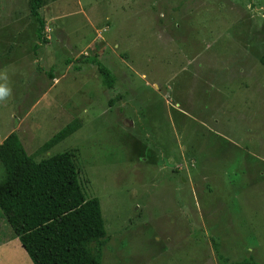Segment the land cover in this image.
<instances>
[{
  "label": "rangeland",
  "instance_id": "374dc122",
  "mask_svg": "<svg viewBox=\"0 0 264 264\" xmlns=\"http://www.w3.org/2000/svg\"><path fill=\"white\" fill-rule=\"evenodd\" d=\"M39 12L35 55L29 0H0V143L16 132L36 162L72 154L100 204L101 264H264V0H42ZM0 264H33L1 212Z\"/></svg>",
  "mask_w": 264,
  "mask_h": 264
},
{
  "label": "trees",
  "instance_id": "16d2710c",
  "mask_svg": "<svg viewBox=\"0 0 264 264\" xmlns=\"http://www.w3.org/2000/svg\"><path fill=\"white\" fill-rule=\"evenodd\" d=\"M41 5L42 0H29V14L37 23L35 55L48 42ZM258 60L264 67V52ZM89 61L104 85L113 88L112 72L96 57ZM73 132L65 126L43 147L48 149ZM0 165L5 174L0 181V212L33 264H101L106 231L100 204L96 197L86 198L70 152L36 162L18 134L11 132L0 143Z\"/></svg>",
  "mask_w": 264,
  "mask_h": 264
},
{
  "label": "clouds",
  "instance_id": "9594fccd",
  "mask_svg": "<svg viewBox=\"0 0 264 264\" xmlns=\"http://www.w3.org/2000/svg\"><path fill=\"white\" fill-rule=\"evenodd\" d=\"M7 95H8L7 89L0 88V99H3Z\"/></svg>",
  "mask_w": 264,
  "mask_h": 264
},
{
  "label": "crops",
  "instance_id": "0c3cea01",
  "mask_svg": "<svg viewBox=\"0 0 264 264\" xmlns=\"http://www.w3.org/2000/svg\"><path fill=\"white\" fill-rule=\"evenodd\" d=\"M201 67H202V65H201ZM219 81H220V80H219ZM215 85H218V84L215 83Z\"/></svg>",
  "mask_w": 264,
  "mask_h": 264
}]
</instances>
